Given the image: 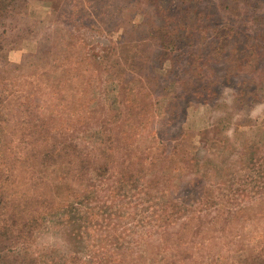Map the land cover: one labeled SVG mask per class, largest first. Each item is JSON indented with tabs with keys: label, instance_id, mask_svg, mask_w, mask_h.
I'll return each mask as SVG.
<instances>
[{
	"label": "rangeland",
	"instance_id": "1",
	"mask_svg": "<svg viewBox=\"0 0 264 264\" xmlns=\"http://www.w3.org/2000/svg\"><path fill=\"white\" fill-rule=\"evenodd\" d=\"M0 193L35 264H264V0H0Z\"/></svg>",
	"mask_w": 264,
	"mask_h": 264
},
{
	"label": "trees",
	"instance_id": "2",
	"mask_svg": "<svg viewBox=\"0 0 264 264\" xmlns=\"http://www.w3.org/2000/svg\"><path fill=\"white\" fill-rule=\"evenodd\" d=\"M3 2L6 1L7 6L16 4L18 0H2ZM6 31V30H5ZM4 31V32H5ZM66 151L68 150V146L65 147ZM53 147L49 148L45 156L47 158L51 156L53 153ZM88 156V154H87ZM81 157V155H77V157L81 160L84 164H87V161L90 160L89 157ZM93 159L94 157L91 156ZM91 158V160H92ZM93 164V163H92ZM92 164L89 165L92 170ZM88 167V168H89ZM126 175L122 172L120 174V180L123 179ZM53 198V197H50ZM53 202V201H52ZM7 203L5 197L0 193V216L3 214L5 210H9L11 207L13 211L15 210L16 206L11 205L9 208L5 207V204ZM9 213L5 217H0V223H4L3 225L0 224V228L3 229V231L0 230V264H35L34 259L31 258L30 251L28 248H20L17 249V245L20 244L23 241H26L27 233L30 232L32 226L35 224V218H28L25 216L18 217V215L13 212L12 215L7 217ZM18 217V218H17ZM15 239V243H10L11 240ZM6 242H9L6 243ZM7 244L6 246H4ZM4 246V247H3ZM26 247H29L28 245ZM4 248V249H2ZM114 264H116V259H113ZM107 264H110L109 261ZM161 264V263H157Z\"/></svg>",
	"mask_w": 264,
	"mask_h": 264
}]
</instances>
